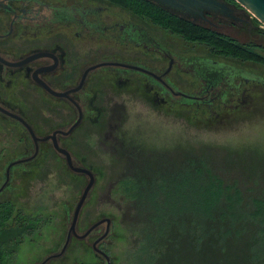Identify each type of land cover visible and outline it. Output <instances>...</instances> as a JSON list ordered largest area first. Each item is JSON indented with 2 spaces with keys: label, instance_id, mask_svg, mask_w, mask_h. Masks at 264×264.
Masks as SVG:
<instances>
[{
  "label": "rangeland",
  "instance_id": "obj_1",
  "mask_svg": "<svg viewBox=\"0 0 264 264\" xmlns=\"http://www.w3.org/2000/svg\"><path fill=\"white\" fill-rule=\"evenodd\" d=\"M113 13L127 18L118 10ZM254 21L251 32L230 25L220 29L203 26L240 44L264 45V25ZM152 28L176 54L217 59L218 54L212 55L207 47L187 42L162 27ZM217 61L245 78L264 80L260 65L226 58ZM252 90L248 103L238 110L218 109V117H210L196 115L193 108H185L183 113L178 107L162 108L144 89L133 92L106 79L98 92L99 119L85 125L68 147L98 175L80 227L84 231L102 217L114 219L113 235L103 246L113 264H264V225L256 235L258 229L247 226L243 216L229 217L224 224L216 213L215 239L209 232L210 223L203 228L195 206L199 198L196 187L207 185L213 175L233 186L244 203L264 198V87ZM33 108L37 114L40 109L45 111L39 113L42 121L34 118L39 120L34 124L40 133L63 125L62 115L56 118L49 108ZM28 148L22 130L0 117V186L7 165ZM19 169L13 171L12 192L0 202L13 200L25 214L46 219L33 237L20 244L14 261L37 264L62 246L66 211L74 213L87 182L72 175L48 146L34 165ZM239 232L244 237L238 238ZM179 233L193 244L181 237L176 245ZM227 233L230 238L225 240L223 234ZM244 255L252 262L244 263ZM100 263L92 249L75 241L64 259L51 264Z\"/></svg>",
  "mask_w": 264,
  "mask_h": 264
},
{
  "label": "flooded vegetation",
  "instance_id": "obj_2",
  "mask_svg": "<svg viewBox=\"0 0 264 264\" xmlns=\"http://www.w3.org/2000/svg\"><path fill=\"white\" fill-rule=\"evenodd\" d=\"M90 1L84 4L77 0H0V106L20 115L40 138L56 130L67 129L82 114L81 125L70 137L58 136L60 145L71 152L78 163L85 166L68 147V142L79 131L83 132L85 125L99 119L101 114L96 108L100 101L98 92L106 79L133 92L144 89L156 104L162 108L178 107L179 113L190 107L208 111L210 117H218V109L234 111L248 103L252 86H256L254 80L245 78L238 70L224 63L211 61L214 62L212 64L207 58L176 54L152 28L160 27L145 16L105 0ZM221 1L230 7V15L236 19L207 13L204 18H188L215 29L230 25L248 28L251 32L254 28L253 18L237 3ZM113 10H118L127 18L113 13ZM37 106L49 108L56 118L62 115L63 125L40 133L34 123L42 121L40 114L45 111L40 109L41 113L37 114L33 108ZM24 107L37 115L30 116L22 109ZM0 117L17 125L30 141V150L26 149L28 151L15 160L32 157L35 151L28 131L18 122L2 114ZM34 118L39 120L35 121ZM39 144L40 155L43 148L48 146L65 162L54 151L51 142ZM36 161L21 164L17 171L34 165ZM85 167L97 175L93 169ZM13 175L12 171L11 180ZM81 178L87 182L86 177ZM11 192H5L3 196ZM66 215L68 228V217L70 221L73 214L66 211ZM81 217L82 214L77 227L79 236L101 219L107 218L98 219L83 231L80 227ZM112 220L111 234L98 244L102 251L114 232ZM104 233L105 224L85 239L73 238L72 244L81 242L93 251L94 243ZM96 256L101 260L100 264H107L103 258Z\"/></svg>",
  "mask_w": 264,
  "mask_h": 264
},
{
  "label": "trees",
  "instance_id": "obj_3",
  "mask_svg": "<svg viewBox=\"0 0 264 264\" xmlns=\"http://www.w3.org/2000/svg\"><path fill=\"white\" fill-rule=\"evenodd\" d=\"M230 1L236 3L234 0ZM105 2L126 9L129 12L145 16L146 19H149L157 26L166 29L171 34H177L187 42L209 48L212 55L214 53L218 54L216 56L217 59L226 58L264 67V45L255 43L240 44L225 34L215 32L201 24L191 21L188 17L172 11H166L152 0H105ZM253 20L257 23L256 19ZM205 58L210 62L216 60L215 62L222 63L217 61L216 58L202 57V59ZM211 63L214 64V62ZM225 66L229 67L227 64ZM254 82L256 86H252V89L257 86L264 87V80L261 77H257ZM187 108L191 109L190 107ZM193 109L196 115L205 113L210 116L208 111ZM27 141L30 145V141ZM41 156L42 153L37 158V161ZM213 176L207 185H201L195 189L196 195L199 197L195 206L198 219L203 224V228H205L206 223H210L211 228L209 232L216 239L214 232L215 225H213L215 222L214 215L216 213L220 216V221L224 224L229 221V217L230 219H235V216H243V220L247 223V226L258 229L256 234L258 235L264 225V198L250 199L244 203L241 195L237 190L233 189V186L225 185V182L220 177ZM2 196H0V199ZM45 223L46 219H43L42 216H30L17 209L16 203L13 200L0 202V264H14L20 244L23 243L26 237H33ZM232 226L234 227L233 224ZM204 236L211 240L210 235L204 234ZM175 237L177 238L175 239L176 245L181 237L189 241L191 245L193 244L190 238H184L181 233ZM223 237L225 240H228L230 234H223ZM237 237L242 238L244 235L239 232ZM221 239L224 240L222 235ZM152 249L154 248L152 247ZM195 251L197 252L198 250L195 249ZM247 261L249 263L252 262L250 257L246 259L244 255V263ZM212 264H214L213 261Z\"/></svg>",
  "mask_w": 264,
  "mask_h": 264
},
{
  "label": "water",
  "instance_id": "obj_4",
  "mask_svg": "<svg viewBox=\"0 0 264 264\" xmlns=\"http://www.w3.org/2000/svg\"><path fill=\"white\" fill-rule=\"evenodd\" d=\"M159 6L164 9H168L169 11L176 12L184 17L190 16H200L204 18V15L207 14H222L229 18L236 19L234 16L230 15L231 10L230 7L222 2L221 0H152ZM252 17H254L258 22L264 25V0H234ZM106 66L108 64H105ZM104 65V66H105ZM49 90V88H47ZM187 97L186 95H184ZM0 114L18 122L19 125L23 126L25 130L28 131L30 135L31 142L34 145L35 154L28 159H19L11 162L7 167L4 175V182L0 186V196H2L5 192L11 191V177L12 171L15 168L20 166L21 164H26L33 162L40 156V144L51 142L54 151L61 156L68 167V170L75 176L78 177H86L87 184L82 191L79 202L76 205L73 216L69 221L68 217V230L65 237V241L60 248V250L51 255H47L39 264H50L53 262L61 261L69 251V248L72 244L73 238H77L79 240L85 239L89 236L94 230H97L101 225L105 224V233L104 235L98 239L93 245V251L96 255L103 258L107 264H112L111 258L102 250L99 249L98 244H100L103 240L107 239L111 234L113 228V220L111 218H103L93 226L89 228V230L84 233L82 236H79L77 233V227L79 223L80 216L82 214L83 209L89 202L91 198V193L93 192L96 183H97V175L93 173L90 169L86 168L82 164L78 163L74 156L69 152L66 148H63L58 142V136H62L64 138L70 137L75 130L81 125L82 122V114L79 119L67 129L56 130L52 134L40 138L35 134L33 127L24 120L20 115L12 113L3 107L0 106ZM67 214H70L67 211Z\"/></svg>",
  "mask_w": 264,
  "mask_h": 264
}]
</instances>
